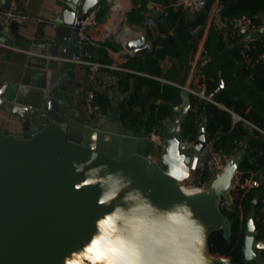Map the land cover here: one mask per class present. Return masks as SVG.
<instances>
[{
  "label": "water",
  "instance_id": "95a60500",
  "mask_svg": "<svg viewBox=\"0 0 264 264\" xmlns=\"http://www.w3.org/2000/svg\"><path fill=\"white\" fill-rule=\"evenodd\" d=\"M104 1L98 0L94 6L85 8L84 0L79 4L62 0L53 38L37 42L8 40L17 46H34L39 52L31 55L11 102L13 114L22 119L23 131L0 130V264H64L65 257L91 238L95 220L111 210L98 206L100 188L88 185L84 173H76L73 161H86L89 167L108 165L111 171L124 169L133 176L135 186L162 206L187 200L208 225L211 264H233L229 256L212 254L209 241L213 232L227 230L229 226L220 199L228 195L244 152L239 150L228 156L223 169L216 171L206 188L189 197L182 194L181 183L191 174L193 157L207 140L205 121H201L193 141H186L183 136L184 122L191 109L189 92L182 88L181 102L173 107L175 113L165 124L160 149L147 137L146 128L134 129L121 118L122 101L127 95L115 92L109 112L97 126L89 124L72 103L77 73L64 59L76 55L97 61L98 56L96 48L79 41L76 22L68 25L63 19L71 14L77 21ZM9 3L10 0L5 3L0 0V9L6 10ZM161 15L160 10L152 8V17L159 19ZM3 29L0 23V30ZM259 33L264 35V25ZM124 46L135 56L153 51L145 34L129 39ZM226 89L221 79L210 98L216 99ZM173 140L181 146L180 152L187 160V178L179 184L164 175L167 166L161 161ZM93 143L98 154L94 161L90 159ZM232 166L234 175L230 178L221 175L226 167ZM261 195L262 190L254 197V204ZM245 223L243 255L249 238L256 252L252 260L244 257L245 264H264L260 253L264 247L256 248L257 243L264 245V240L258 237L254 210L248 213Z\"/></svg>",
  "mask_w": 264,
  "mask_h": 264
},
{
  "label": "trees",
  "instance_id": "16d2710c",
  "mask_svg": "<svg viewBox=\"0 0 264 264\" xmlns=\"http://www.w3.org/2000/svg\"><path fill=\"white\" fill-rule=\"evenodd\" d=\"M263 1L220 0L222 20L226 24L235 16L255 15L264 10ZM163 2L167 6L162 16L157 19V27L166 35L161 38L160 46H157L150 54L130 58L125 64L127 68L144 71L150 76L143 77L125 72L119 78L118 92L127 94V98L122 101L121 118L134 129L146 128L147 133L155 129L159 132L163 131L165 128L163 121L174 115L173 106L181 100L180 87L155 79V77H162L176 81L175 70L163 71L160 61L167 56L181 58L182 50L179 48V41L185 43L190 40L191 43L188 45L191 46L195 44L196 37L200 38L203 35L213 0H206L204 6L192 14L187 7L174 6L175 0H163ZM167 26L174 28L175 37L170 35ZM223 29L216 23H211L208 30L205 47L211 58L203 68L206 92L209 95L214 92L221 79L227 85L234 80L233 75L236 76L235 78L248 79L245 89L248 96L253 98H251L252 104L244 97L227 106L264 130V61L253 64L264 51V36L256 38L246 50L238 43L240 37L226 39ZM103 96L104 93L99 95V101L106 115L111 108L112 99ZM190 102L193 110L188 112L184 122V138L197 137L198 127L194 122V108H196V112L202 115L201 121L206 122L207 139L211 140L219 136L215 142L216 149L224 151L227 156L239 150L244 152L240 169L245 172V175L251 170L263 167L264 134L261 131L242 121L234 122L231 113L212 102L200 100L193 95H190ZM137 106L139 109L135 110ZM239 141L241 144L238 143ZM252 158L254 160H251ZM260 190H262L261 198L254 204L253 199ZM235 201V209L225 211L229 221L227 230L213 232L210 236V252L214 255L229 256L233 264H245L241 248L246 216L251 210L255 212L258 237L264 240V214L261 215L259 212L264 207V177L261 179L260 186L247 192L241 200L245 216L242 222L238 210L240 196H237ZM260 253L264 257V249Z\"/></svg>",
  "mask_w": 264,
  "mask_h": 264
},
{
  "label": "clouds",
  "instance_id": "9594fccd",
  "mask_svg": "<svg viewBox=\"0 0 264 264\" xmlns=\"http://www.w3.org/2000/svg\"><path fill=\"white\" fill-rule=\"evenodd\" d=\"M97 2L84 0V7H92ZM73 3L79 4L80 0ZM63 22L72 25L76 18L66 14ZM180 147L176 141H170L161 157L167 166L164 175L177 184L187 178V160ZM94 148L93 143L90 156L93 161L98 158ZM73 168L77 174L84 173L88 185L100 188L98 206L111 210L95 220L91 238L65 257L64 264H211L208 225L187 200L162 206L135 186L133 176L124 169L111 171L108 165L89 167L86 161H73ZM234 173L232 166L226 167L221 175L230 178ZM215 186L219 189L218 183ZM74 187L77 190L76 184ZM180 191L186 197L191 195L183 189ZM252 245L253 240L247 239L245 260L256 257ZM262 247L264 245L256 244L257 249Z\"/></svg>",
  "mask_w": 264,
  "mask_h": 264
},
{
  "label": "crops",
  "instance_id": "0c3cea01",
  "mask_svg": "<svg viewBox=\"0 0 264 264\" xmlns=\"http://www.w3.org/2000/svg\"><path fill=\"white\" fill-rule=\"evenodd\" d=\"M19 1L29 15L28 20L23 24H14L12 38L6 36L4 29L0 30V33L3 35L2 38H0V130H6L11 133H20L23 131L22 119L13 114L11 102L14 99L17 87L23 79L31 55L39 51L34 46L31 48L17 46L8 40L20 39L37 42L44 38H53L55 33V19L62 9V0ZM218 1L220 0H213L211 9L216 6ZM5 2L6 0H3V3ZM173 4L176 6V0ZM166 6L163 0H105L103 3L100 2L97 4L88 13L91 19L88 26V33L98 44L97 52L99 60L107 64L119 65L126 68V71H121L119 73L121 76L125 72L138 74L143 77L150 76L144 71H138L125 66L130 58L137 56L128 51L124 44L131 38L145 34L152 44L153 50L157 46H160L161 38L165 37L166 34L161 32L157 25H148L146 19L151 15L152 8L160 10L163 14ZM189 12L192 14V12L194 13L196 11L190 9ZM97 13H100V15ZM214 23L224 28L223 34L226 39L231 38L226 34L227 28L222 19ZM210 25L211 22L208 18L205 31L200 38H195V44L191 46L188 45L191 43L190 40H187L185 43L179 41V48L182 50L181 58L167 56L160 61V66L163 71H167L168 69L175 70L176 81L167 80L162 77H155V79L176 85L180 87L181 90L182 87L206 90L203 68L208 63L201 66L199 64V59L203 49H206L205 44ZM167 27L170 35L175 37L174 28L172 26ZM3 43L12 47H8ZM238 43L245 49L241 38H239ZM209 58H211L210 55ZM71 67L75 68L77 73V85L75 86L76 94L72 98V103L89 124L97 126L102 120L99 117L93 119L89 118L84 112L83 97L87 88L86 67L81 65H71ZM106 71L107 70L102 71L101 74H105ZM233 77L234 80L226 85L227 89L223 90L216 97V100L219 102V107L221 108L223 106L228 107L227 105L239 101L244 97L247 99L252 98L247 94L249 98L245 96L244 89L242 88V84L247 83L248 79L244 80L242 77L235 78V75H233ZM115 92L116 91L113 90H107L101 94L104 93L103 97H109L113 101ZM134 109L138 110L139 107L137 106ZM168 119L163 121L164 125ZM153 131L154 130L148 132L147 136H151ZM155 132L157 133L159 131L155 129ZM155 139L157 141V138Z\"/></svg>",
  "mask_w": 264,
  "mask_h": 264
},
{
  "label": "built area",
  "instance_id": "2783aa9c",
  "mask_svg": "<svg viewBox=\"0 0 264 264\" xmlns=\"http://www.w3.org/2000/svg\"><path fill=\"white\" fill-rule=\"evenodd\" d=\"M203 0H176V6L182 5L192 10H199L202 6ZM264 4V1H263ZM221 11L222 4L220 1L216 4L214 8L209 11V21L211 23L221 20ZM29 18L28 13L21 6L19 0H10L9 6L6 10L0 9V23L4 26L5 34L8 38L13 37V26L14 24H23ZM90 16L80 17L75 24L76 34L79 38V41L83 44L93 46L97 49V42L89 35L88 26L90 24ZM146 23L150 26L157 25V19L148 16ZM225 24V23H224ZM264 25V10L260 11L255 15L242 14L240 16H235L230 19L226 24L227 36L231 38L240 37L243 40L244 48L247 50L250 47L251 42L256 38L252 35V32L259 30ZM264 36L260 35L259 37ZM4 44V43H3ZM10 46L8 44H4ZM12 47V46H10ZM98 56V52H97ZM64 60L68 61L73 66H85L86 67V77H87V88L83 97V106L84 112L89 118L99 117L101 120L104 119L105 115L103 113L102 103L99 101V95L107 90L118 91L119 88V73L121 71H126V68L114 65L107 64L101 60L91 61L83 56H72L71 58H65ZM210 60L209 52L203 49L201 57L199 59V64L204 66ZM264 61V51L256 58L253 64L257 62ZM106 71L105 74H101L102 71ZM189 92V95L198 97L200 100L212 102L219 106V102L216 99H211L210 95L207 94L205 89H194L190 87H182ZM223 109L231 113L234 122L242 121L246 125L251 126L252 128L258 129L264 134V130L259 128L257 125L238 114L229 107L223 106ZM190 110H193L191 107ZM194 122L197 125L198 129L201 124L202 115L196 112L194 108ZM155 136L158 138H163L155 130L152 132L151 136H147L150 139H153L156 143ZM219 137H215L211 140H206L204 146L197 152L193 157V162L191 164V174L190 176L181 183V187H189L192 193L199 192L206 188L210 181L215 177V173L218 170L223 169L228 156L224 151H220L215 148V142ZM186 141H193L194 139L185 138ZM241 144V141L238 142ZM254 160V158H252ZM264 177V164L261 169L249 171L247 175L241 169L235 174L233 185L228 193V195L223 196L220 199V207L222 211H232L235 209V198L240 196V202L238 203V210L240 212V220L243 221L242 213L243 207L241 200L252 189H256L261 184V179ZM189 193V194H192ZM260 214H264V207L259 210Z\"/></svg>",
  "mask_w": 264,
  "mask_h": 264
},
{
  "label": "rangeland",
  "instance_id": "374dc122",
  "mask_svg": "<svg viewBox=\"0 0 264 264\" xmlns=\"http://www.w3.org/2000/svg\"><path fill=\"white\" fill-rule=\"evenodd\" d=\"M252 35L254 36V37H259L260 36V33H259V30H255L254 32H252ZM245 84L243 83L242 84V88L244 89V93H245V96H247L248 95V92L245 90V86H244ZM247 94V95H246ZM248 97V96H247ZM249 98V97H248ZM249 101V103L250 104H252L251 102H253V100L252 99H248ZM204 121V120H203ZM165 126V125H164ZM163 126V127H164ZM165 129V128H164ZM160 135H162L163 134V131H161V133L160 132H158ZM158 141V143H157V146H158V148L160 149L161 148V146H162V142H163V138H159V140H157ZM242 217H243V220H244V218H245V216H244V213H242ZM247 217V216H246Z\"/></svg>",
  "mask_w": 264,
  "mask_h": 264
},
{
  "label": "bare ground",
  "instance_id": "6f19581e",
  "mask_svg": "<svg viewBox=\"0 0 264 264\" xmlns=\"http://www.w3.org/2000/svg\"><path fill=\"white\" fill-rule=\"evenodd\" d=\"M155 138H157V140H159L158 137L155 136ZM182 189H183L184 192H186V193H192V192L190 191L191 189H190L189 187H183Z\"/></svg>",
  "mask_w": 264,
  "mask_h": 264
},
{
  "label": "snow or ice",
  "instance_id": "6c2138e0",
  "mask_svg": "<svg viewBox=\"0 0 264 264\" xmlns=\"http://www.w3.org/2000/svg\"><path fill=\"white\" fill-rule=\"evenodd\" d=\"M186 174V173H185Z\"/></svg>",
  "mask_w": 264,
  "mask_h": 264
}]
</instances>
